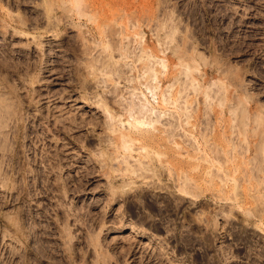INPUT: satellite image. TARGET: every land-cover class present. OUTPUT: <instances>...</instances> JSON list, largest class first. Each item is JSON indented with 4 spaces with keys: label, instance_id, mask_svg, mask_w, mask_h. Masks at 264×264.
Listing matches in <instances>:
<instances>
[{
    "label": "rangeland",
    "instance_id": "rangeland-1",
    "mask_svg": "<svg viewBox=\"0 0 264 264\" xmlns=\"http://www.w3.org/2000/svg\"><path fill=\"white\" fill-rule=\"evenodd\" d=\"M0 112V264H264V0H0Z\"/></svg>",
    "mask_w": 264,
    "mask_h": 264
},
{
    "label": "bare ground",
    "instance_id": "bare-ground-1",
    "mask_svg": "<svg viewBox=\"0 0 264 264\" xmlns=\"http://www.w3.org/2000/svg\"><path fill=\"white\" fill-rule=\"evenodd\" d=\"M1 103H2V102H1ZM5 105H6V104H5ZM7 106H9V105H7ZM2 110H3V108L1 109V112L3 113L5 110H3V111H2ZM243 110H244V109H243ZM1 112H0V113H1ZM244 112H245V111H244ZM2 113H1V114H2ZM5 113H6V112H5ZM1 114H0V124H1V123L3 124V122H4V118H2V117H4L5 114H4V115H3V114L1 115ZM245 114H246V113H245ZM1 116H2V117H1ZM245 116H246V115H245ZM246 117H247V116H246ZM259 119H260V117H259ZM137 129H138V131H140V130L143 131V130H144V128H137ZM145 133H146V132H145ZM122 136H123L122 138L125 140L126 135L122 133ZM130 141H132V140H130ZM130 141H129L128 139H126L125 142H123L124 146L127 147L126 149H130ZM124 146H123V147H124ZM261 148H263V147H261ZM262 151H264V150H262ZM232 155H233V154H232ZM223 157H224V156H223ZM207 159H208V157H207ZM209 159H210V158H209ZM255 159H256V158H255ZM211 160H212V159H211ZM225 160H226V159H225ZM207 161H208V160H207ZM212 161H213V160H212ZM208 162H209V163H212V162H210V161H208ZM216 162H217V161H216ZM216 162H215V163H216ZM218 162H219V163H222V162H220V161H218ZM218 162H217V164H219ZM261 162H262V161H261ZM215 163L213 162L212 164L215 165ZM219 165H220V164H219ZM130 168H131V167H129L128 169H129V170H132V169H130ZM135 169H136V168H135ZM135 169H134L133 171H136ZM219 170H220V169H219ZM209 173H210V172H209ZM209 173L207 172V174L210 175L211 178H209V177H208V178H209V179H213V175H214V174H212V172H211L210 174H209ZM215 175H216V174H215ZM215 175H214V176H215ZM218 176H219V175H218ZM220 178H223V177L220 176ZM187 179H188V178H186V180H187ZM232 179H233V178H232ZM220 180H221V179H220ZM223 180H224V179H223ZM223 180H222V181H223ZM210 181H212V180H209V182H210ZM226 181H227V180H226ZM234 181H236V179H233V182H234ZM229 182H230V181H229ZM207 183H208V182H207ZM224 183H225V182L223 181V184H224ZM226 183H227V182H226ZM225 185H226V184H225ZM235 185H236V183H235ZM180 189H181L183 192L187 193V194H190V195H193V196H197V195H198V194L195 193V192H197V191H195V192L193 193V192H192L193 190L191 191V190L188 188V185H187V184H184L183 186H181ZM220 192H221V191H220ZM233 192H234V191H233ZM220 194H221V193H220ZM222 194H223V193H222ZM237 195H238V194H237ZM219 196H220V195H219ZM221 196H222V195H221ZM235 196H236V195H235ZM230 197H231V196H230ZM257 197H258V196H257ZM261 197H262V196H261ZM227 198H228V197H227ZM234 198H235V197H234ZM236 198H237V197H236ZM226 200H227V199H226ZM228 200H229V199H228ZM234 200H235V199H234ZM257 206H258V205H257ZM262 206H263V205H262ZM251 208H252V207H251ZM258 209H260V208H258ZM253 210H254V208H253ZM261 212H262V210H261ZM251 213H252V212H251ZM258 213H259V212H258ZM254 214H256V213H254ZM254 214H253V215H254ZM250 215H251V214H250ZM253 215H252V216H253ZM228 216H229V215H228ZM248 216H249V215H248ZM254 216H256V215H254ZM215 219H216V218H215ZM216 223L218 224L217 219H216ZM256 226H257V225H256Z\"/></svg>",
    "mask_w": 264,
    "mask_h": 264
},
{
    "label": "flooded vegetation",
    "instance_id": "flooded-vegetation-1",
    "mask_svg": "<svg viewBox=\"0 0 264 264\" xmlns=\"http://www.w3.org/2000/svg\"><path fill=\"white\" fill-rule=\"evenodd\" d=\"M248 263V262H247Z\"/></svg>",
    "mask_w": 264,
    "mask_h": 264
}]
</instances>
